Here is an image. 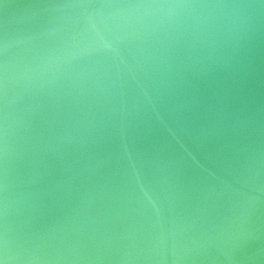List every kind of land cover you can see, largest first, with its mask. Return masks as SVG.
<instances>
[{
  "label": "water",
  "instance_id": "95a60500",
  "mask_svg": "<svg viewBox=\"0 0 264 264\" xmlns=\"http://www.w3.org/2000/svg\"><path fill=\"white\" fill-rule=\"evenodd\" d=\"M0 264H264V0H0Z\"/></svg>",
  "mask_w": 264,
  "mask_h": 264
}]
</instances>
